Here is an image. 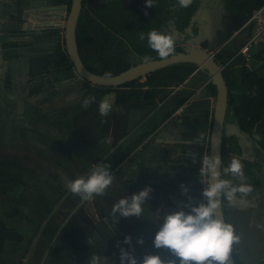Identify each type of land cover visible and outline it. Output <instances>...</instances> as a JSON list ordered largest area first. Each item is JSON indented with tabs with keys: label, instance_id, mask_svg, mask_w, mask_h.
<instances>
[{
	"label": "crops",
	"instance_id": "crops-1",
	"mask_svg": "<svg viewBox=\"0 0 264 264\" xmlns=\"http://www.w3.org/2000/svg\"><path fill=\"white\" fill-rule=\"evenodd\" d=\"M210 1H214L213 3H216V5L214 7L209 6V3L202 0L199 9L193 14V19L190 21L188 28L185 31V37L182 34L178 35L177 43L179 42L183 44V46L181 47V51L177 52L197 50L210 56L215 49H222V46L227 44V42L235 36H231L233 34L228 36V34L230 32H235V30L243 24L231 14H224L222 12L219 3L221 0ZM259 10L260 13L257 14V17L248 22L244 27L246 30L247 26L258 18L256 27L252 29V36L247 37V40L262 33H258V31L260 24L264 20V6L255 9L252 15ZM251 16L248 19H250ZM205 40H208V43H211L212 47L210 49L207 45L202 49L198 45L199 42ZM222 41L224 43H221ZM215 42L216 44L219 42L216 48L212 45ZM203 45H205V42H203ZM218 53H220V51ZM218 53L213 59L216 62H221ZM260 66L261 64L256 68L257 75L264 78V70ZM206 75L209 77V80L210 75L205 72V78ZM204 76L200 73V77L203 78ZM200 77L193 72L178 85H174L173 83L156 87L158 90V97H156V99H162L164 101L162 109L170 107V105H172L177 99L178 95L189 91H193L194 93L191 97L187 98L180 104L184 105L185 108L178 119L169 120L167 118V120L163 121L154 132L150 133L144 138V140L136 144L129 151L127 156L120 161L113 170H111V173L113 174V184L107 189L106 194L102 196L106 199V203L102 204V207L105 209L106 205L107 208L111 205L112 208L113 204L117 202V199H119L120 196L123 197L125 194L138 192L147 186H151L152 191L150 193V198L146 202L148 205L144 208L143 215L139 217L141 220L134 223L132 220L135 221L137 218L135 216V219H132L127 225L133 229L134 233L139 232V234L131 236L133 241L136 239V242L134 241L132 243L136 246L138 245L137 248L142 245L141 248H143V250H146L147 248L148 250L146 251L149 253H158L164 259H172L173 257L166 249H155L152 244L153 239L148 233L151 232L152 235H155L158 223L160 222V217L169 212L184 208L185 204L189 201V195H192L197 187V162L196 159L195 161L193 160L190 154H194L197 157L198 151L202 146L199 142L203 141L197 139L198 132L202 125L201 123L204 121L203 111L198 107V103L207 98L210 107L213 108L214 105H212L213 97H211L212 95H210V92H207L205 98H202L197 94L196 88L198 86H203V82L200 80L202 78ZM79 78L80 77L75 72L70 75V77H67V82H72L71 88H74L81 83L80 80H77ZM55 79L60 82L66 80L65 77H61V74L56 72ZM145 79L146 76H142V78L137 79L135 85L126 86L124 87V90L128 93L135 91L140 88L137 84H142ZM87 84L88 86L82 92H76L73 91L74 89L70 88L67 89V102H69L67 106L69 110L67 109V111L72 112L73 114V122L67 120V149L70 151V156L68 157L71 158L72 162L76 164L78 169L83 168L84 170L89 168V171H91L96 165L100 164V161L104 156L110 152L107 150L109 146H112L113 149L120 145L125 146L132 144L133 139L142 129L144 120L151 116L153 110L151 107L152 103L148 102L147 99L143 97L117 103V95L119 97L117 91H110L109 93L101 95L99 99L97 98L98 101L95 100L89 105L90 107H84V105L76 106L74 101L75 98H78L77 101H84L85 99L92 97L96 99L97 96H94V91L91 89L94 85L89 82H87ZM146 87L147 86H143L141 88L142 90H145ZM205 87L207 88V86ZM18 89L19 88L17 87V90ZM58 92H63V90L60 89ZM19 93L23 94V92H18L17 94ZM86 95H90V97H87ZM109 95H111L114 100L113 111L108 116H103V118L101 117L100 119L97 117V115L99 116L98 104L102 98ZM162 95L163 97L161 98ZM122 97H124L123 94L120 95L121 99ZM70 107L73 109L70 110ZM89 110L95 112L97 115L95 116L94 114H91L92 116H85ZM189 117L193 119L191 121H179L180 118ZM97 125H99L102 130L98 136H93ZM95 145L96 148H94ZM139 145L142 146V149L137 150L136 148ZM74 146L75 149L73 148ZM144 150L146 151V154L144 153ZM44 151L51 152L48 147H45ZM73 152H75V155ZM140 152H142V154H140ZM163 162L168 163V165L161 167L160 163ZM182 184L188 187L189 191L187 193L182 194ZM165 190L170 193L169 196L163 195L162 192ZM185 210L187 211L188 209L185 208ZM151 211L154 212L152 214L153 216L150 214ZM102 214L103 215L98 217L94 216L91 221V224L95 225L96 228L94 240L100 244L94 255L101 258V264H120L119 248L124 247L133 251L132 247H127L126 244L123 243L124 237L129 234L125 232L123 233L120 230L108 212L103 213L102 211ZM89 215L91 216L90 212ZM146 218L148 220H146ZM118 220L124 223L123 217ZM138 222L139 226L138 228H135ZM138 237L143 239V243L137 242ZM139 252L140 249L138 252L133 251V254L136 255L138 259H142V255H140ZM27 263L28 262L26 261L25 264Z\"/></svg>",
	"mask_w": 264,
	"mask_h": 264
},
{
	"label": "flooded vegetation",
	"instance_id": "flooded-vegetation-1",
	"mask_svg": "<svg viewBox=\"0 0 264 264\" xmlns=\"http://www.w3.org/2000/svg\"><path fill=\"white\" fill-rule=\"evenodd\" d=\"M56 1L57 0H0V6H4V8H2L0 13V61L10 63L12 60L17 62L25 59L27 64L26 75L28 76V79L25 81L24 92L18 89V92H23V94L21 93L17 94L18 96H16L15 99L9 100V103L7 101H4L6 98L0 93V109H1L0 133L3 132L0 135V143L1 144L3 143V139H4L3 136H10V137L15 136L16 138H20L22 139L21 143L22 144L25 143L28 147L27 149L25 147L23 148L20 147V149L29 150L30 153L35 154L36 155L34 158L35 160L38 159V156H40L39 155L40 152L38 150L37 151L35 150L36 147L40 145L48 147L50 150L55 151L56 154L58 153L60 156L62 155L63 156L62 160L64 159L66 160L67 156H70L69 153L70 151L69 149H67V144H62L60 141L57 140L56 137H53L51 135L52 133H56L55 130H59L60 131V134H58L59 136L65 138L67 137L66 134L67 133V85H66L67 78L64 81L63 85L61 86V90H63V92H58V94H56L55 92L54 95L51 94L49 96L47 95L46 97L37 96L41 92V90L40 88L36 87L37 85L40 86L38 82H40L42 78H46V81L41 82V84L42 83L46 84V87L49 86L52 88L56 87L55 85L57 81L55 79L56 71L54 66V59L50 55L55 47V42L57 38V35L55 34L54 31V22L57 13L60 14V12L62 13V11L64 12L67 11L66 2L56 3ZM108 1L109 0H86V5L89 3L104 5ZM205 1L209 3L208 4L209 6L214 7L216 5V3H213L214 1L212 2L208 0ZM201 2L202 0H200L197 10L199 9ZM219 3L222 12L224 14H231L224 10L222 0ZM197 10L195 12H197ZM185 33L186 32H177L176 38L178 37L179 34H182L185 37ZM40 34H46L49 38V41L41 42V43L36 42L35 40L39 37ZM59 39H60V34H59ZM117 41H120L123 44L125 43L122 40H116L112 48L113 52L115 51V48L118 49V47L115 46ZM128 46L135 54L134 48H132L130 45ZM182 46L183 44L179 42L176 44V47L181 48ZM20 48H27V50L25 52ZM61 49L62 51L66 52L65 48L61 47ZM136 58L138 60L142 59V62L145 61L144 57H140L136 55ZM152 59H158V58H151V60ZM131 65L132 64H130V66ZM38 68L41 73H38ZM35 70L37 76L29 78L32 71L35 72ZM193 72L199 75V77H200V73L202 74V70L197 69V67L194 68L192 73ZM203 72L205 73V71ZM9 75L10 73L7 71L4 73V79L6 78V81L11 80V77L9 78ZM139 78L142 77L140 76L136 78V81ZM208 78L209 77H207L206 75V78L204 76L200 80L203 82L204 86H207V88L205 87L207 89V92H210L209 84L211 82L208 80ZM0 82H1V77H0ZM173 83L174 85L180 84L179 82H173ZM137 85H139L140 88L143 86H147L146 88L149 87L148 85H143V86H141L140 84ZM124 87L126 86H121V85L115 86L113 88L116 89L112 91H117V92L126 91L124 90ZM0 92H5V91L0 88ZM7 92H15V91L13 88H11ZM51 92H54V90H52ZM30 97H33V99H31V101L27 100ZM17 98H20L19 100L22 99V101L25 102V105H23V107L20 108L16 107ZM117 99H118V95H117ZM118 102L119 101H117V103ZM159 102H160L159 107H162L164 101L161 99V101ZM56 105H61L62 107L56 109ZM3 106L4 108H8V109L4 110L2 108ZM13 106L16 107L17 109L15 110ZM154 106L155 105H153L152 102L151 104L152 110H156L154 109ZM60 115L62 117H57ZM225 136H226V155H225L224 167H226L230 162L227 160L228 157L227 154H231V156H237V157L239 156V158L241 159L244 165L245 182L251 184L253 187V192L248 197H245L243 200L240 199L241 204L238 213L240 214V216L245 215L244 218L246 220H248V217H250L251 219H255L257 222L259 221L264 222V183H263L264 182V137L262 134L254 133L251 130H241V129H240V133L238 132L237 135L234 133H230L229 135H225ZM233 136L237 137L236 143L240 145L241 151L239 153L234 150V143H233L234 140L232 138ZM29 143L30 144L34 143L35 149L30 148L28 146L30 145ZM3 147L9 148L8 146H3ZM73 153L75 155V152ZM144 153L146 154L145 150ZM41 156L44 155L41 154ZM21 159L23 160V157H21ZM224 179H231V178L224 177ZM232 180L234 181L233 178ZM9 187L10 189L8 190V186L1 184L0 182V222L4 223L5 230H11L21 233L24 230L25 235L22 241L24 239L26 240L25 237H30V235H32L35 232L37 238L36 240L33 241V243L35 244V249L34 247H29L30 249L28 248L26 251L23 248L26 245V242L24 243L22 241H15L6 238L4 240L3 249L0 250V254L2 253L3 255H5V257L3 258L4 260L3 259H1L2 261L0 260V264H16V263L25 264L26 261L28 262L30 257L37 250L39 240L42 237H45L44 230L45 229L52 230L53 227L55 228L53 222L56 220L57 216L59 220L62 219L66 214V211L68 212L69 206H71L72 203L75 202V199L77 200L79 196L76 195V198L72 200L70 195L72 192H70V190L67 191V194H65L62 203L64 205L62 207H58L57 209L55 208L54 205H52L53 202L43 192H41L39 188H36L34 186L31 187L30 191L33 198L32 205H29V209L31 211L30 212L28 211L27 213L22 212L23 214L28 216V220H29L27 222L25 221V224H23V225L26 224L28 225V228H25V227H21V224H19V221H17V219L21 215V208L18 207L16 210L13 209L12 207L14 206H12L11 204H9L11 205L9 206L8 203L6 202L7 201L6 198L3 197V195L5 193L13 194V192L22 194L26 190H24V188L18 184L10 185ZM91 201L95 204V207L96 206L102 207L103 203L100 202L99 196L93 197ZM224 202L226 204V201ZM100 211L102 212V210ZM227 212L228 211L225 206V221L229 223L228 221L229 216ZM101 214L102 213L98 215L101 216ZM20 218L22 219V217ZM84 218L85 221L87 222L86 224L88 225L89 223L87 217L84 216ZM72 221H73V217L67 216L64 219V223L62 224L61 227H59V229L66 231V234L68 233L70 234L69 224ZM121 224H122V229L120 230L123 233L125 232L130 236H135L136 234H139V232L134 233L133 229L127 227L128 225L125 226L123 222ZM36 225H39V227L36 231H34L33 226ZM89 232H90L89 240L84 245H82V240H78L77 238H75L74 240L67 239L63 241L62 239H58L59 233L54 234L52 240L47 244L46 251L44 252V255L42 256L43 258L39 264H49V263L68 264L70 260L73 262L76 261L77 264H89L92 255H94L98 250L93 245V242L96 241L94 240V235L96 234L95 225L91 224ZM6 241L19 242V245L13 249L15 255L8 253L7 249H5ZM135 246L136 245L134 244V247ZM33 249L34 251H32ZM138 250L139 249L133 248L134 252H138ZM232 252H233V248H232ZM12 256H15L13 258L14 261H12ZM114 264H118V263H114Z\"/></svg>",
	"mask_w": 264,
	"mask_h": 264
},
{
	"label": "trees",
	"instance_id": "trees-1",
	"mask_svg": "<svg viewBox=\"0 0 264 264\" xmlns=\"http://www.w3.org/2000/svg\"><path fill=\"white\" fill-rule=\"evenodd\" d=\"M67 3V11L70 9L71 0H57L56 3ZM200 0H193L189 8H181L177 0H154V6L148 7L146 0H109L106 4L89 3L86 5V0H82V6L79 13L76 26V41L80 57L84 64L93 72L103 75L117 74L130 66V63L121 51H112L114 42L122 40L132 48L136 55L140 57L149 56L151 58H160L156 51L152 50L147 43V33L150 30H157L161 32L171 33L177 44V32H185L193 14L198 8ZM223 8L238 19L240 22L246 21L255 9L264 6V0H223ZM88 6V7H87ZM66 18V17H65ZM65 18L54 22V31L57 35L55 47L50 54L54 59V66L56 73L61 74V77H70L75 71L73 65L69 60L66 52L62 51L59 43V29L64 28ZM140 33L145 34V39L139 38ZM252 36V24L248 25L246 30L242 28L227 44L223 46L218 53L221 62H225L233 53H235L240 46L246 41L247 37ZM175 51H180V47H176ZM250 50L255 59H261V68L264 70V33L256 35L251 44ZM216 53V54H217ZM238 63V60L236 61ZM190 62H178L162 67L152 73L146 75V80L140 83L141 86L148 85L145 90L141 88L133 92L121 91L117 101L126 102L130 100L139 99L141 97L147 99L148 102H154V109L151 116L144 120V124L139 134L133 139L132 144L120 145L112 149L109 146L108 152L100 163H110V171L115 168L120 161H122L129 151L150 133L154 132L158 126L165 121L181 103L193 95V91L185 92L177 96L170 107L167 109L157 107L156 99L158 97V90L156 87L160 85H168L173 82H183L194 70L195 66ZM222 75L228 86V101L226 108V115L224 124L227 121H234L241 130H251L254 133L262 134L264 137V84L263 77L257 75V71H248L243 66H232L228 64L222 69ZM136 79L128 81L121 86H133ZM67 89L71 87L72 82L66 83ZM210 95L213 96L215 102V86L209 84ZM94 91V96L99 97L104 93L116 89L113 87L94 86L91 88ZM123 94L124 97L120 98ZM87 96V95H86ZM85 96V97H86ZM87 97H90L87 96ZM163 95L161 96V98ZM94 100V101H95ZM83 101V100H82ZM98 101V100H97ZM90 107V106H89ZM166 107V106H165ZM198 107L203 111L204 121L201 123V129L198 132L197 139L207 141L209 140L212 109L207 98L199 101ZM68 109V108H67ZM73 109V108H72ZM70 107V110H72ZM69 110V109H68ZM95 112L87 111L85 116H92ZM72 112L67 111V120L73 122ZM95 116L97 114H94ZM57 117H62L57 116ZM101 119L103 116L97 115ZM102 128L97 125L93 136H98ZM224 130V128H223ZM29 135V134H28ZM96 138V137H95ZM98 138V137H97ZM234 150L240 152V145L236 143L237 137L233 136ZM203 146L198 151L196 157L197 167V181L201 185V178L199 175L200 161L202 158ZM222 161L225 165L226 155V136L222 137ZM142 158V156H141ZM83 171V169H81ZM222 172V169H221ZM221 178L224 179L223 174ZM196 191V192H195ZM195 199L193 203H198L202 200V189L197 187L195 189ZM191 197V195H189ZM188 197V198H189ZM225 198H222L223 211L225 214ZM45 237L39 240L38 248L30 257L27 264H39L42 258V251L46 247L51 238L52 230H44ZM24 234L21 232L5 230L4 223L0 222V250L3 249L4 240L6 238L15 241H21ZM132 242L133 239H132ZM128 247L129 245L126 244ZM130 247H134L131 243ZM142 245L138 247L141 249ZM146 250H148L146 248ZM139 251V250H138ZM234 255V253H233ZM236 264H239L234 255ZM264 258L258 259L252 264H262ZM70 264V263H68Z\"/></svg>",
	"mask_w": 264,
	"mask_h": 264
},
{
	"label": "clouds",
	"instance_id": "clouds-1",
	"mask_svg": "<svg viewBox=\"0 0 264 264\" xmlns=\"http://www.w3.org/2000/svg\"><path fill=\"white\" fill-rule=\"evenodd\" d=\"M177 3L181 8H189L193 0H177ZM146 5L154 6V0H146ZM139 38L144 40L145 34L140 33ZM147 43L160 58H167L175 53L176 42L171 33L150 30L147 33ZM144 60L150 61L151 57L145 56ZM94 100V97L85 99L84 107H88ZM113 108V97L105 96L98 104L99 115L106 117ZM178 117L169 120H176ZM190 156L195 161L196 156L194 154ZM200 163L199 175L205 185L201 193L203 199L193 203L195 198L189 197L184 208L160 217L153 237V247L168 250L173 258L164 259L158 253H145L142 259H138L133 251L120 247V264H228L233 245L239 242L240 237L231 223L220 218L218 209L222 198L235 202L239 195L243 200L253 192V187L245 182L244 165L237 156H233L226 167H222L223 161L218 154H205ZM221 169L224 176L239 178L240 183L234 184L232 179L221 178ZM112 184L110 163L102 162L87 175L69 180L67 188L84 200H92L93 197L105 195ZM181 189L182 194L189 191L183 184ZM151 191V186H147L130 197L119 199L111 208L112 219L141 217L144 212L143 205L150 198ZM137 242L143 243V239L138 237ZM123 243L131 246L132 237L125 236ZM89 264H101V258L93 255Z\"/></svg>",
	"mask_w": 264,
	"mask_h": 264
},
{
	"label": "rangeland",
	"instance_id": "rangeland-1",
	"mask_svg": "<svg viewBox=\"0 0 264 264\" xmlns=\"http://www.w3.org/2000/svg\"><path fill=\"white\" fill-rule=\"evenodd\" d=\"M208 1H210V0H208ZM2 8H4V6H0V13H1ZM62 8H64V7H62ZM65 17H66V11L65 12L62 11V13L60 12V14H58V13L56 14L55 21L63 20ZM257 20H258V18L255 21H253L252 23H250V24H252V29L256 27ZM244 22H242V23L244 24ZM36 24H38V23H36ZM243 24H241V25H243ZM230 34H233L231 36H234L235 32H230L228 34V36ZM176 39H178V38H176ZM226 40H227V38H226ZM226 40H224V41H226ZM35 41L38 43L39 42L40 43L41 42H47V41H49V38L46 34H40L39 37ZM203 42H205V45H203ZM221 43H224V42L222 41ZM215 44H216V42L212 45L216 48L217 45L219 44V42L216 45ZM198 45L201 47V49L203 47H205L206 45L208 46L209 49L212 47L211 43H208V40L201 41L198 43ZM115 46L118 47V49L115 48V50H120L124 54V56L126 57V59L128 60V62L130 64L134 65L135 63L142 62V59L138 60L136 58V55L133 53V51L129 48V46L127 44H125V43L123 44L122 42L117 41ZM196 47H198V46H196ZM20 49L25 51V52L27 50V48H20ZM218 50L219 49H215V51H218ZM192 65L195 66L194 64H192ZM26 70H27V64H26L25 59H23L22 61H17V62L12 60L10 63L0 61V77H1L0 88L5 91V92H0V93L6 98L4 101H7L9 103V100L15 99L16 96H18L17 95V93H18L17 87L21 91L24 92L25 81L28 79V76L26 75ZM255 70H257V69H255ZM6 71L10 73L9 78L11 77V80L6 81V78L4 79V73ZM38 73H41L39 68H38ZM35 76H37L36 70H35V72L32 71L29 78L35 77ZM75 76H74V78H75ZM77 80H80L81 83L78 86H75L74 88H71V87H69V88L74 89L73 91H76V92L77 91H79V92L84 91L86 89V87L88 86L87 82L83 81L80 78ZM45 81H46V78H42V80L40 82H38L40 84V86L37 85L36 87L40 88L41 92L37 96L46 97L47 95L48 96L51 94L54 95L55 92H56V94H58V91H60L61 86L64 83V81H61V82L57 81L56 87L52 88L50 86L46 87V84H44V83L41 84V82H45ZM11 88H13L14 91L17 93L7 92ZM52 90H54V92H51ZM19 99L20 98L16 99V101H17L16 107H18V108L23 107V105H25V102L22 101V99L21 100H19ZM31 99H33V97H30L27 100L31 101ZM77 100H78V98H75V100H74L76 106L84 105L82 103V100H79V101H77ZM64 104H66V103H64ZM68 104H69V102H67V106H68ZM209 105H210V103H209ZM212 105H213V99H212ZM16 107H14L15 110L17 109ZM60 107H62V106L56 105V109H58ZM2 108L4 110L8 109V108H4V106ZM0 111H1V109H0ZM94 114H96V113H94ZM223 128H224V130H223L224 135H229L230 133H234L237 135L238 132L240 133V129H239L238 125L236 124V122H234L232 120H230L229 122L226 121ZM55 132L56 133H52L51 135L53 137H56L57 140L60 141L62 144H67V137L65 138V137L59 136L58 135V134H60L59 130H55ZM2 133L3 132H1L0 135ZM3 138H4L3 143L2 144L0 143V182H1V184L7 185L8 190L10 189V187H9L10 185H17V184L21 185L24 188V190H26L22 194L13 192V194H6L5 193L3 195V197L6 198V200H7L6 202L8 203V205L11 204L12 206H14V207H12L13 209L16 210L18 207L21 208L20 217H22V219L20 217L17 219V221H19V224H21V227L28 228L27 224L23 225V224H25V221L26 222L29 221L28 216L23 214V213H27L28 211L29 212L31 211L29 209V205H32V203H33V198H32V194L30 191L31 187L34 186L36 188H39V190L41 192H43L53 202L52 205H54L55 208L58 209V207H62L64 205V204H62L64 196H65V194H67V191H69V189L67 188V182L71 179L76 178L77 176H84V175H87L88 173H90L89 168L84 169L83 171L81 170L83 168L78 169L76 167V164H74L72 162L71 158H69L68 156H67L66 160L65 159L62 160V158H63L62 155L60 156L58 153L56 154V152H54L52 150H51V152L44 151L45 147L42 145L37 146L35 149L34 143L33 144L31 143L28 146L30 148H33L36 151L38 150L40 152V154H39L40 156H38V159L35 160L34 159L36 156L35 154L30 153L29 150H21L20 149V147H22V148L25 147L26 149L28 148L25 143H23V144L21 143L22 139L16 138L15 136H11V137L10 136H3ZM240 141H241V138H240ZM96 145L94 146V148H96ZM3 146H8L9 148L3 147ZM202 146H204V148H205V143H203ZM73 148L75 149V146ZM229 151H230V149H229ZM41 154H43L44 156H41ZM140 154H142V152H140ZM227 155H228L227 160L230 161L233 156H231V154H227ZM101 156H102V154H101ZM21 157H23V160L21 159ZM90 165H92V164H90ZM160 165H161V167H165L166 165H168V163L163 162V163H160ZM222 174H223V172H222ZM224 177H226V176H224ZM230 178L232 179V177H230ZM233 179H234V181H233L234 184L240 183L239 178H233ZM198 188H200V185L197 186V190H198ZM133 193H136V192H131L130 194H125V195H123V197H130ZM162 193L164 196L170 195V193L167 190L163 191ZM70 195H71L72 200H74V198H76V194L71 193ZM120 197H119V199L122 198V197L121 198ZM191 197L195 198L194 193L191 195ZM99 199H100L101 203H103V204L106 203V199L104 197L99 196ZM119 199H117V201ZM83 200L84 199H82L80 197L77 200L75 199V202L72 203L71 206H69V209H68L69 213L66 211V214L64 215V217L62 219L59 220L58 216H57L56 220L53 222L55 225V228L53 227V229H52L51 238L49 239L48 243L52 240L54 234L59 233L58 239H62L63 241H65L67 239L74 240L75 238H77L78 240H82V245H84L89 240V234H90L89 229H90L91 221H92L93 217L94 216L95 217L100 216V215H98V214L102 213L100 210H102L103 213L108 212L110 215L111 205L109 208H107V205H106V208L104 209L101 206L95 207V204L91 200H88V201L87 200L83 201ZM160 200H163V199H160ZM225 201H226V204L224 202V205L226 206V209L228 211L227 213L229 216L228 221H229V223H231L234 226L237 235L240 237L239 242L237 244L233 245V252H234L235 257L238 260L239 264H252L253 262L257 261L258 259L264 258V222H262V221L257 222L255 219H251L250 217H248V220H249L248 221L244 218L245 215L240 216V214L238 213V211L240 210L239 208H240V204H241V200H240L239 196L237 197V200L235 202H229L227 199ZM11 205H9V206H11ZM147 205L148 204L143 205V208L147 207ZM15 206H17V207H15ZM89 212L91 213V216L89 215ZM145 213L148 214L147 212H145ZM153 213L154 212L151 211L150 214L152 215ZM258 214H259V212H258ZM101 215H103V214H101ZM67 216L73 217V221L70 223L71 225L69 224L70 228L68 226L69 232H70V234L68 233L69 235L66 234V231L59 229V227H61L62 224L64 223V219ZM84 216L87 217V220L89 223L88 225L86 224L87 222L85 221ZM128 218H130L132 220V219H135V216H131ZM140 220H141V218H139V219L136 218L135 221L134 220H132V221L135 223V222L140 221ZM146 220H148V219L146 218ZM138 226H139V222H138V224H136L135 228H138ZM38 227H39V225L33 226L34 231H36L38 229ZM22 234L25 235L24 230H23ZM148 234L153 239L154 234L152 235L151 232ZM25 238H26V240L25 239L23 241L21 240L24 243L26 242V245L23 247L24 250L26 251L29 247H34V249H35V244L33 243V241L36 240V238H37L36 232L33 233L32 235H30V237H25ZM47 244H46L44 251L42 252V256L44 255V252L46 251ZM18 245H19V242L6 241L5 249H7L8 253L15 255V252H13V249L16 248ZM93 245H94V247H96L98 249L100 244L98 242H93ZM137 246H135L133 248L138 249ZM34 249L32 251H34ZM237 251H238V253H237ZM142 252H144V253H142ZM139 253H140V255H142L141 258H143V254L149 253V252L146 250H143V248H141ZM0 255H1L0 260L5 257V255H3L2 253ZM14 257L15 256H12V261H14V259H13ZM23 257H24V255H23ZM42 258H41V260H42ZM68 263L77 264L76 261L73 262L71 260Z\"/></svg>",
	"mask_w": 264,
	"mask_h": 264
},
{
	"label": "water",
	"instance_id": "water-1",
	"mask_svg": "<svg viewBox=\"0 0 264 264\" xmlns=\"http://www.w3.org/2000/svg\"><path fill=\"white\" fill-rule=\"evenodd\" d=\"M82 6V0H71L70 9L65 18L64 24V41L66 54L69 57L70 62L73 65L75 73L83 80L91 83L94 86L115 87L122 85L128 81L136 79L140 76L147 75L164 66L178 63V62H190L197 66V69L202 70V75L205 71L210 75L209 81L215 86V102L212 109V122L210 126L209 134V155L218 154L222 157V137L223 127L226 115L227 101H228V86L222 75V67L217 63L213 57L205 54L202 51L192 50L189 52H175L173 55L167 58L152 59L150 61H143L129 66L127 69L114 74L103 75L91 71L82 61L76 41V26L79 17V13ZM178 85V84H176ZM198 95L205 98L207 95V89L205 86H198ZM178 119V118H177ZM193 118H180L179 121H191ZM206 141H200V144ZM144 157V154H143ZM146 158V156H145ZM147 159V158H146ZM218 215L225 221V214L223 211V204L221 203L218 209ZM124 225L127 226L131 222L130 218H124ZM115 224L122 229V222L120 220H114ZM128 227V226H127ZM132 234V233H131ZM136 242V239H134ZM228 264H236L233 252L231 251ZM264 264V263H262Z\"/></svg>",
	"mask_w": 264,
	"mask_h": 264
},
{
	"label": "built area",
	"instance_id": "built-area-1",
	"mask_svg": "<svg viewBox=\"0 0 264 264\" xmlns=\"http://www.w3.org/2000/svg\"><path fill=\"white\" fill-rule=\"evenodd\" d=\"M260 13V10L256 13H254L250 19H248L245 24L241 25L237 30H235V33H238L242 28H244L246 26V24L248 22H250L252 19H254L255 17H257V14ZM260 32H263L264 33V20L263 22L260 24L259 26V31L258 33ZM59 34H60V45L62 48H65V41H64V28H61L59 30ZM254 37L250 38V39H246V41L240 46V48L235 52L233 53L225 62H219V65H221L222 69L225 68L228 64H231L232 66H243L245 67L248 71H253L255 70L258 65L262 62L261 59H257L255 61V59L253 58L252 56V52L250 50V44L252 42ZM216 54V51L212 52L211 53V57H214V55ZM238 60V63L236 62ZM161 101V100H159ZM157 102V106L156 107H159L160 105V102ZM185 106L184 105H180L178 106L173 112L172 114L170 115L169 119H172V118H176L178 117V115L181 114V112L184 110ZM142 146L139 145L136 149L139 150L141 149ZM203 152H202V157L205 155V154H208L209 153V145L207 142H205V148L203 146L202 148ZM200 167H201V164H200ZM201 189L203 190V188L205 187V185L203 183H201L200 185ZM203 199V197H202Z\"/></svg>",
	"mask_w": 264,
	"mask_h": 264
}]
</instances>
